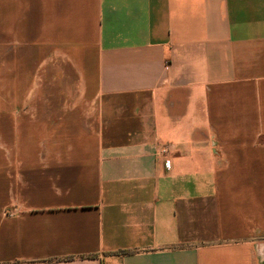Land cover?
<instances>
[{
	"label": "crops",
	"instance_id": "1",
	"mask_svg": "<svg viewBox=\"0 0 264 264\" xmlns=\"http://www.w3.org/2000/svg\"><path fill=\"white\" fill-rule=\"evenodd\" d=\"M0 264H264V0H0Z\"/></svg>",
	"mask_w": 264,
	"mask_h": 264
},
{
	"label": "built area",
	"instance_id": "2",
	"mask_svg": "<svg viewBox=\"0 0 264 264\" xmlns=\"http://www.w3.org/2000/svg\"><path fill=\"white\" fill-rule=\"evenodd\" d=\"M171 144L167 143H160L156 142L154 143V156L159 158L162 162V165L164 168H170L171 167V159L169 157V153L171 151Z\"/></svg>",
	"mask_w": 264,
	"mask_h": 264
}]
</instances>
